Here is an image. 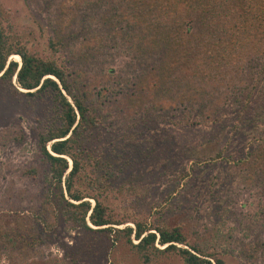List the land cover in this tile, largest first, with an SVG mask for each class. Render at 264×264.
Segmentation results:
<instances>
[{"label": "rangeland", "instance_id": "374dc122", "mask_svg": "<svg viewBox=\"0 0 264 264\" xmlns=\"http://www.w3.org/2000/svg\"><path fill=\"white\" fill-rule=\"evenodd\" d=\"M71 2L73 10L67 8ZM96 6L87 0H0L7 32L36 55L72 70L77 89L86 94L98 123L81 134L83 148L92 161L100 158L112 168L109 183L114 194L105 202L115 219H130L114 226H134L131 219L181 224L190 238L204 240L208 252L220 255L225 264H264V245L257 247L253 261L245 260L240 251L246 242L264 240V182L245 186L233 169V161L256 150L255 161L264 162L263 62L259 60L246 75H235L237 85L245 88H237L238 99L225 102L220 114L217 107L207 110L208 100L195 106L189 98L184 105L179 99L176 111L169 103L160 107L151 99L152 112L148 106L131 116L126 104L149 84V62L155 65V60L137 61V55H130L124 48L123 24L111 19L112 9L104 2ZM158 54L161 62L166 59ZM146 98L150 101L149 95ZM159 111L169 118L158 117ZM51 117L47 99L0 90V229L22 217L32 220L35 232L44 236L36 254L24 249L10 263L37 264L46 254L51 264H144L123 240L108 253L106 234L68 228L61 220L47 229L31 217V209L40 206L36 198L43 194L48 171L38 132ZM10 129L14 136L21 130L23 141H14ZM34 167L35 174L25 173ZM126 185L133 187L131 192ZM2 231V238L8 239L10 235ZM7 263L4 254L0 264ZM151 264L182 260L159 255Z\"/></svg>", "mask_w": 264, "mask_h": 264}, {"label": "trees", "instance_id": "16d2710c", "mask_svg": "<svg viewBox=\"0 0 264 264\" xmlns=\"http://www.w3.org/2000/svg\"><path fill=\"white\" fill-rule=\"evenodd\" d=\"M87 1L97 6L104 2L112 9L111 19L123 24L124 48L130 55H137V61L142 57L148 62L155 60V65L154 61L149 62V84L133 94L132 104H126L131 106L128 110L131 116L148 106L152 112L155 105L150 106L151 99L160 103V107L169 103L171 111H176L179 99L184 105L189 98L195 106L208 100L211 106L207 110L217 107L220 114L225 102L238 99L237 88L239 91L245 88L244 84L237 85L235 75H246L259 60L264 65V0ZM71 4L68 9H72ZM3 17L0 8V90H12L30 99H47L52 110V117L38 132V146L48 171L43 194L36 196L40 206L31 209V217L39 219L47 229L61 220L68 228L106 234L108 253L123 240L144 264H151V258L159 255L179 256L182 264H225L220 255L208 252L204 240L190 238L181 224L160 220L147 224L131 219L134 226H114L130 219H115L105 202V198L114 194L109 183L114 175L112 168L100 158L92 161L91 154L83 148L81 134L88 125L94 127L98 123L86 94L77 89L72 70L54 59L36 55L21 39L9 34ZM195 23L197 30L192 31ZM159 52L166 57L162 62ZM176 88L179 91L175 94ZM157 116L169 118L160 111ZM10 130L14 141H23L21 130L15 136L14 130ZM258 156L256 150L246 159L233 161V169L245 186L264 182V162H256ZM36 172L35 167L25 171L29 175ZM235 173L232 172V178ZM124 188L131 192L133 187ZM2 230L10 235L8 239L2 238L5 235ZM0 231V257L7 255V264H12L17 252L24 249L36 254L41 248L38 243L44 241V236L35 232L32 220L26 222L22 217H15ZM17 242L23 247H15ZM263 245L264 240L246 242L240 247L242 257L253 261L258 257L257 247ZM40 260L37 264H51L46 254Z\"/></svg>", "mask_w": 264, "mask_h": 264}, {"label": "water", "instance_id": "95a60500", "mask_svg": "<svg viewBox=\"0 0 264 264\" xmlns=\"http://www.w3.org/2000/svg\"><path fill=\"white\" fill-rule=\"evenodd\" d=\"M92 203H93V202H92ZM90 226H93V225L90 224Z\"/></svg>", "mask_w": 264, "mask_h": 264}]
</instances>
